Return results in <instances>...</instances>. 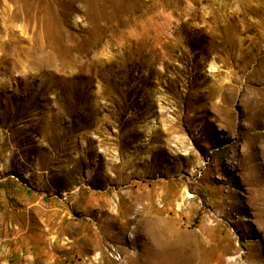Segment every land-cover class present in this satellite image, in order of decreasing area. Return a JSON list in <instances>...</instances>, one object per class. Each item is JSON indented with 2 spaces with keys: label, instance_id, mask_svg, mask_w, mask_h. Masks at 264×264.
Instances as JSON below:
<instances>
[{
  "label": "rangeland",
  "instance_id": "obj_1",
  "mask_svg": "<svg viewBox=\"0 0 264 264\" xmlns=\"http://www.w3.org/2000/svg\"><path fill=\"white\" fill-rule=\"evenodd\" d=\"M0 264H264V0H0Z\"/></svg>",
  "mask_w": 264,
  "mask_h": 264
}]
</instances>
